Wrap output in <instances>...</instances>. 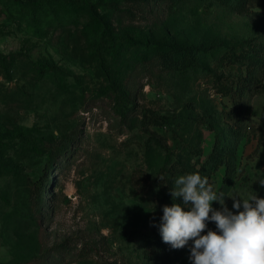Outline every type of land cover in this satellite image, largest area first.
I'll return each mask as SVG.
<instances>
[{
	"label": "rangeland",
	"instance_id": "374dc122",
	"mask_svg": "<svg viewBox=\"0 0 264 264\" xmlns=\"http://www.w3.org/2000/svg\"><path fill=\"white\" fill-rule=\"evenodd\" d=\"M166 169L264 198V0H0V264H192Z\"/></svg>",
	"mask_w": 264,
	"mask_h": 264
},
{
	"label": "clouds",
	"instance_id": "9594fccd",
	"mask_svg": "<svg viewBox=\"0 0 264 264\" xmlns=\"http://www.w3.org/2000/svg\"><path fill=\"white\" fill-rule=\"evenodd\" d=\"M258 181L264 186V179ZM174 183L171 196L174 200L182 197L189 210L179 203L163 207L159 232L164 243L182 249L191 241L192 264H264V198L229 197L232 211L224 193L214 190L199 173L181 175ZM213 202L221 205L220 210L212 207ZM209 221L216 230L202 234Z\"/></svg>",
	"mask_w": 264,
	"mask_h": 264
},
{
	"label": "trees",
	"instance_id": "16d2710c",
	"mask_svg": "<svg viewBox=\"0 0 264 264\" xmlns=\"http://www.w3.org/2000/svg\"><path fill=\"white\" fill-rule=\"evenodd\" d=\"M39 1H42V0H39ZM86 2V0H85ZM88 6V10H89V13L93 16V19L94 20H97V21H100L101 19H99L98 15H97V12L94 10V7H92V5H90L89 3L86 4ZM192 50H205V48L203 47H192ZM4 57H2L3 59ZM255 59L257 60H262L263 61V57H261L259 54H257L255 56ZM162 119H164L165 121H171L174 119V116H163ZM216 152H219V157L223 156L224 152H231V149L229 147H222L220 146L219 143H215V146H214V152H213V155L216 154ZM223 162V160H220V164ZM170 170L169 169H166V174L167 176H164L165 179L168 178V183L171 185V186H174L175 187V183L173 182L172 178L174 177V175H170L169 174ZM52 169L51 168H48L46 171H45V176L43 175V179L40 181L41 182V185H40V189L41 191H43V185H42V182L44 180L45 177H48V176H51L52 175ZM168 175H170L168 177ZM159 196L160 197H163L165 200H166V203H162L163 204V207L165 205L167 206H171L173 203H179L181 204L182 206L183 205V198L180 197V198H176L175 200L173 199V197L171 196V189L168 188V187H164V181H163V184L160 185L159 187ZM185 207V210H189V206H184ZM147 239L149 241L152 242V247L154 249H157V252L160 253V254H163V255H166L167 258H171L169 257L170 253L172 251H174L175 253L177 252L178 249H172L170 245L166 244L163 242L162 240V237L160 235V232L158 234V237L155 236V237H151L150 235H147ZM189 244H192V242L190 241ZM188 246V245H187ZM183 249V248H182ZM171 259H174V258H171ZM174 264H177L178 262V259H174Z\"/></svg>",
	"mask_w": 264,
	"mask_h": 264
}]
</instances>
